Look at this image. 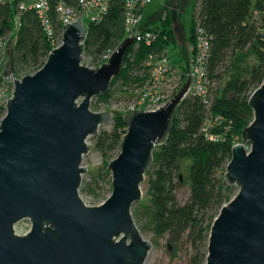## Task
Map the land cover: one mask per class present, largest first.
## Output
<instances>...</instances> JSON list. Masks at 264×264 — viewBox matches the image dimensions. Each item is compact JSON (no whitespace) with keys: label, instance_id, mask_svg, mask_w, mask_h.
<instances>
[{"label":"water","instance_id":"water-1","mask_svg":"<svg viewBox=\"0 0 264 264\" xmlns=\"http://www.w3.org/2000/svg\"><path fill=\"white\" fill-rule=\"evenodd\" d=\"M62 44L34 74L15 78L9 49L6 73L15 89L0 123V264H144L152 246L132 217L156 145L166 141L187 83L155 111L132 110L121 152L109 163L111 196L86 206L79 196L87 138L112 113L90 109L123 71L133 38L124 39L106 63L83 65L88 26H63ZM252 122L232 147L225 179L239 191L212 223L205 264H264V81L249 96ZM81 100V101H79ZM24 218L27 234L14 231Z\"/></svg>","mask_w":264,"mask_h":264},{"label":"trees","instance_id":"trees-1","mask_svg":"<svg viewBox=\"0 0 264 264\" xmlns=\"http://www.w3.org/2000/svg\"><path fill=\"white\" fill-rule=\"evenodd\" d=\"M35 1L7 0L0 6V37L8 38V49L14 42L11 51L15 66L40 64L41 68L52 51L36 11L19 10L21 3ZM77 1L66 0V3L76 5ZM197 1L185 42L193 45L197 26L211 36L208 74L212 80V103L206 108L200 97L192 94L181 101L166 141L156 145L153 152V162L145 175L150 184L147 198L137 203L132 215L145 222L144 227H150L156 236L168 234L175 247L187 233L197 252L193 264H205L212 223L234 193L218 173L220 170L226 173V165L232 158L233 139L236 136L241 140L242 131L252 122L254 111L248 98L264 81V15H258L264 12V0ZM49 3L50 16L59 33L62 27L56 13V0H49ZM124 4L125 0H114L103 20L87 23L84 54L92 63L99 62L108 49H116L125 39ZM169 18L166 14L161 28H154L160 36L152 44L132 43L123 71L111 80L108 94L101 97L103 100L113 93V80H132L133 72L141 69L150 54H160L170 44L177 45L182 32L169 22ZM250 56L256 58L254 65H247ZM226 77L229 79L221 86ZM5 114V109L0 108L1 119ZM212 114L222 116V123L229 124V135L224 141L211 142L203 134V122ZM124 117L122 113H115L114 128L110 132L101 131L97 136V146L105 154L115 149L121 151L125 131L120 129L125 127ZM184 162L188 163L191 193L187 203L179 204L174 191L177 181L181 180Z\"/></svg>","mask_w":264,"mask_h":264},{"label":"rangeland","instance_id":"rangeland-1","mask_svg":"<svg viewBox=\"0 0 264 264\" xmlns=\"http://www.w3.org/2000/svg\"><path fill=\"white\" fill-rule=\"evenodd\" d=\"M264 2V1H263ZM264 5V4H263ZM198 6L197 0H153L145 9H144V19L143 23L147 22L152 28H161L162 18L164 14L169 15V22L176 25L177 29L180 28L182 34L186 36L185 40L187 41V36L189 35V28L191 25L192 15L195 13ZM258 15H264L260 13ZM86 24L88 23L87 20ZM175 23V24H174ZM13 43H10L9 48L13 49ZM192 46V45H191ZM9 50V49H8ZM169 57L171 62L176 68V71L172 72L169 78L175 83V93L179 92L180 89L188 81V70L190 69L189 64L187 66V56L185 53L184 44H178V46L170 44L169 46ZM9 56H7V61ZM191 60V58H190ZM131 61V59H130ZM129 61V63H130ZM256 61L255 56H250L247 60V65H254ZM89 63L86 58H84V64ZM40 65V64H39ZM39 65H31L19 63L14 65V74L16 78H22L28 74H34L39 68ZM124 68V67H123ZM16 69V73H15ZM130 68L127 67L126 71ZM133 69L130 70L132 73ZM129 72V73H130ZM134 80L130 79H119L113 80V93L103 100L101 97H94L90 102V109L95 112L106 111L112 113V118L104 124H101L99 127V132L97 135H90L87 138L88 153L85 154L82 158V167L86 168L87 171L82 175V181L79 188V196H81L84 204L86 206H99L105 202L112 193V173L108 169V165L111 160L115 159L119 154L120 150L115 149L107 154L104 153V150L98 148L97 146V136L101 131L110 132L114 127V114L122 113L123 115L127 114V108L129 102L132 98L136 97L142 89V87L148 82L150 76V68L147 66L145 61L141 69L135 70L132 74ZM138 77V78H137ZM229 77H226L221 86L227 82ZM109 91V90H108ZM174 93V95H175ZM108 94V92H107ZM81 101V100H79ZM0 118V123H1ZM121 131H127V126L121 127ZM238 143H242L245 147L248 144H245L241 139ZM188 163H183L181 167V180L178 182L175 187L174 193L176 194L177 201L179 204H185L190 198V186L188 181ZM224 177L225 171L220 170L218 177ZM230 185V184H229ZM234 193L232 198L238 194V185H230ZM150 188L149 182H147V176L143 183L141 184V191L143 194L142 200L147 198V192ZM141 201V200H140ZM137 201L133 204L132 213L136 209ZM227 204V203H225ZM224 204V205H225ZM133 217V215H132ZM136 226L140 229L143 239L152 242L150 252L145 260L144 264H193V258L197 254L196 249L192 246L190 238H188L187 233L183 235L181 242L175 245L171 244V240L168 234L156 236L153 230L150 227H144L142 220L136 219L134 217ZM32 222L28 218H24L15 224L14 231L20 236H24L31 230Z\"/></svg>","mask_w":264,"mask_h":264},{"label":"built area","instance_id":"built-area-1","mask_svg":"<svg viewBox=\"0 0 264 264\" xmlns=\"http://www.w3.org/2000/svg\"><path fill=\"white\" fill-rule=\"evenodd\" d=\"M7 0H0V6ZM114 0H78L76 5L66 3V0H56V13L62 29L58 33L54 27L53 20L50 16L51 5L49 0H36L32 3H21L19 10L34 9L38 14L42 27L45 30L47 39L52 45V49L61 46L63 38V26L71 22L80 21L86 26L88 22H100L108 14ZM153 0H125L123 13L125 24V39L133 38V42L140 44L143 42L147 45L152 44L160 36L159 32L154 28L143 26V10ZM20 20L19 14L16 16ZM195 40L190 46V69L188 70V78L191 83L188 88V94L200 97L206 108H210L212 100L211 86L212 80L208 74V62L210 58L211 36L201 26H197ZM7 37H0V108L6 109L8 101L12 98L14 86V77H9L6 73V60L8 56ZM51 49V50H52ZM115 49H108L96 64L92 63L89 58L83 54V65L89 68H96L106 63ZM147 60V66L150 68V76L148 82L139 91L140 93L129 102L127 113L132 110L155 111L166 105V103L174 97L175 83L169 76L176 68L169 57V48H165L160 54L157 52L150 54ZM84 58L89 63L84 64ZM16 78V74H15ZM223 118L220 115H209L203 122V134L208 141H224L229 134V124H223ZM234 144L240 139L235 136ZM249 150L250 146L247 145Z\"/></svg>","mask_w":264,"mask_h":264},{"label":"crops","instance_id":"crops-1","mask_svg":"<svg viewBox=\"0 0 264 264\" xmlns=\"http://www.w3.org/2000/svg\"><path fill=\"white\" fill-rule=\"evenodd\" d=\"M32 1H35V0H32ZM144 11V10H143ZM144 14V13H143ZM166 14H164L163 15V17L165 16ZM143 19H144V15H143ZM142 23H143V21H142ZM143 26L144 27H147V28H151V26H150V24L149 23H143ZM180 34V33H179ZM182 35V37L180 36L179 37V41H178V43H177V45L176 46H178V44H184V46H185V53H186V56H187V66H186V68L188 67V64L190 63V58H191V56H190V51H189V48H190V46L191 45H188V43H186L185 41V38H186V36H184L183 34H181ZM189 68V67H188Z\"/></svg>","mask_w":264,"mask_h":264}]
</instances>
